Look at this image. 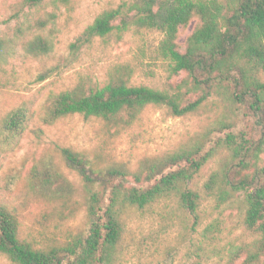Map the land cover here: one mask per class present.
<instances>
[{"label":"trees","instance_id":"1","mask_svg":"<svg viewBox=\"0 0 264 264\" xmlns=\"http://www.w3.org/2000/svg\"><path fill=\"white\" fill-rule=\"evenodd\" d=\"M18 1L32 9L44 0ZM51 2L65 5L70 0ZM118 18L120 25H114ZM191 24L181 47L180 31ZM131 25L162 35L157 53L170 76L182 79L162 90L132 84V67L118 65L102 83L51 94L49 117L80 115L125 128L154 106L175 117L207 112L212 118L190 143L146 158L134 171L102 167L96 158L63 149V159L80 178L86 231L65 243H38L24 234L16 210L0 200V255L12 264H116L123 219L130 210L174 197L197 225L200 196L188 186L209 167L204 192L218 204L238 200L245 227L258 236L252 246L231 250L227 264L242 254V264L264 263V0H134L98 15L83 37L103 38ZM3 49L0 39V58ZM29 49L44 54L50 45L38 37ZM25 120V111L17 109L3 124L19 133ZM37 179L33 188L48 201L64 203L76 192L59 171ZM213 229L207 227L202 237L212 250Z\"/></svg>","mask_w":264,"mask_h":264},{"label":"rangeland","instance_id":"2","mask_svg":"<svg viewBox=\"0 0 264 264\" xmlns=\"http://www.w3.org/2000/svg\"><path fill=\"white\" fill-rule=\"evenodd\" d=\"M133 1L70 0L54 5L44 0L29 9L18 0H0V39L4 41V57L0 58V200L16 210L24 234L38 243H65L87 229L80 178L63 159V149L96 158L102 167L134 171L144 159L190 143L212 118L207 112L175 117L154 106L125 128L80 115L49 117L46 101L51 94L102 83L118 65L132 67V84L162 90L182 79L170 76L167 63L158 55L162 35L156 30L131 25L103 38L83 37L98 15ZM113 24L120 25L119 18ZM191 30L192 24L180 31L181 47ZM38 37L50 45L48 52L30 51V42ZM17 109L26 113L19 133L6 130L3 124ZM211 170H202L188 186L200 196L197 225L174 197L143 210H130L123 219L116 264H227L231 250L252 246L258 236L245 227L240 202L231 199L218 204L204 192ZM53 171L63 173L76 189L64 203L48 201L33 188L37 178ZM209 226L214 228L213 250L202 238ZM245 257L242 254L232 264H242ZM260 259L264 261V256ZM0 264L12 263L0 255Z\"/></svg>","mask_w":264,"mask_h":264}]
</instances>
